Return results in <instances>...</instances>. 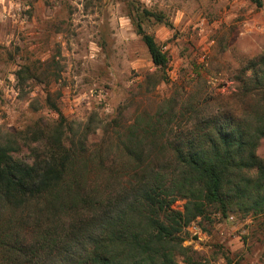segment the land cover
<instances>
[{"label": "trees", "instance_id": "obj_1", "mask_svg": "<svg viewBox=\"0 0 264 264\" xmlns=\"http://www.w3.org/2000/svg\"><path fill=\"white\" fill-rule=\"evenodd\" d=\"M125 2L163 69L167 53L147 25L172 23L140 0ZM21 68L18 76L30 69ZM245 69L229 97L192 98L179 116L170 106L134 120L118 137L120 156L90 160L98 166L91 182L89 157L62 123L26 132L42 142L27 154L15 137L0 141V264H193L182 232L197 217L264 212V51Z\"/></svg>", "mask_w": 264, "mask_h": 264}, {"label": "rangeland", "instance_id": "obj_2", "mask_svg": "<svg viewBox=\"0 0 264 264\" xmlns=\"http://www.w3.org/2000/svg\"><path fill=\"white\" fill-rule=\"evenodd\" d=\"M140 1L172 23L147 25L167 53L163 69L135 33L125 0H0V141L15 137L18 154H27L42 142L26 132L62 123L89 157L91 182L98 166L90 160L120 156L118 137L134 120L170 106L179 116L192 98L229 97L264 51V0ZM22 65L30 73L18 76ZM257 153L264 158V137ZM193 222L199 238L189 224L182 232L193 264H264V212H213Z\"/></svg>", "mask_w": 264, "mask_h": 264}, {"label": "built area", "instance_id": "obj_3", "mask_svg": "<svg viewBox=\"0 0 264 264\" xmlns=\"http://www.w3.org/2000/svg\"><path fill=\"white\" fill-rule=\"evenodd\" d=\"M187 231L190 233L191 238H194V237L199 238V236L202 234L201 229L194 222L190 223L187 226Z\"/></svg>", "mask_w": 264, "mask_h": 264}]
</instances>
